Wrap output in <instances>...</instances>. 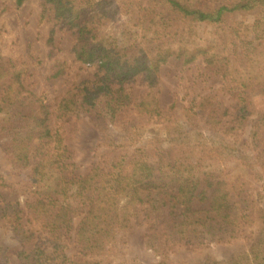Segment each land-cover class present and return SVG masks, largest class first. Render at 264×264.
Here are the masks:
<instances>
[{"label": "trees", "instance_id": "16d2710c", "mask_svg": "<svg viewBox=\"0 0 264 264\" xmlns=\"http://www.w3.org/2000/svg\"><path fill=\"white\" fill-rule=\"evenodd\" d=\"M23 2L15 0L18 6ZM41 6L42 15L53 10L55 22L76 33L75 59L95 71L60 98L52 126L49 105L23 83V68L0 56V143L14 170L30 166L24 208L0 193V227L8 226L23 245L33 241L14 260L0 239V264H142L117 251L124 232L137 221L147 225L146 248L163 254L172 245L199 248L230 242L257 220L259 238L248 250L197 264H264L258 248L264 243V209L251 194V183L214 180L206 206L188 195L183 183L206 170L199 160L212 150L221 161L239 159L234 148L248 121L256 155L244 163L263 176L258 167L264 170V107L258 110L252 96L264 97V0H42ZM249 11L257 13L251 24H228L232 15ZM118 14L128 17V23L112 28ZM203 23L216 24L211 38L199 31ZM199 57L231 84L238 98L232 126L223 122L216 103H208V110L203 102L200 111L196 105L186 107V124L203 122L219 133L210 145L199 143V160L191 158L194 147L185 137H178V128L186 129L178 123L166 134L175 144L172 160L160 144L155 157L138 148L132 155L119 153L109 164L79 171L63 142L62 121L86 113L108 128L120 113L132 111L126 129H134L130 139L137 141L143 126L162 116L151 92L160 65L171 58L190 63ZM55 67L52 77L63 74V62ZM138 75L150 86L139 102L127 88ZM108 144L120 147L114 139ZM70 242L77 249L71 251ZM112 254H119L118 261Z\"/></svg>", "mask_w": 264, "mask_h": 264}, {"label": "rangeland", "instance_id": "374dc122", "mask_svg": "<svg viewBox=\"0 0 264 264\" xmlns=\"http://www.w3.org/2000/svg\"><path fill=\"white\" fill-rule=\"evenodd\" d=\"M41 1L24 0L18 6L15 0H0V56L3 60H13L23 68L24 72L21 75L23 83L35 94L44 97L45 103L49 105L52 112L50 123L53 126L57 121L55 111L60 98L74 84L92 78L95 69L94 66L75 59L73 46L76 33L58 25L55 22L53 10L50 9L42 15ZM256 15L255 11L236 13L230 17L228 24L240 22L246 26L254 21ZM127 23L128 17L118 14L111 27L117 28ZM214 28L216 24L198 25L203 36L209 38L214 35ZM57 61L63 62L65 69L63 74L52 77ZM127 88L132 100L137 102L150 92V86L144 81L142 75H138L131 81ZM151 92L158 100L162 116L147 122L146 126H143L142 136L137 141L130 139L131 130L134 129L130 132L126 129L129 119L135 115L132 111L120 113L115 123L108 128H104L100 121L98 123L94 116L86 113L61 122L63 142L69 147L79 171L87 172L97 163L109 164L119 153L126 151L132 155L138 152V148L151 151L149 154L155 157L156 146L160 144L163 153H170L172 160L175 144L166 138V134L168 128L178 123L186 128L182 131L178 128V137H185L183 141L194 147L191 158L193 161L199 160L201 156L197 149L201 147L199 143L202 141V144L210 145L211 140H218L219 133L208 129L203 122H199L196 127L186 124L185 109L188 106L196 105L197 108H194L200 111L199 103H205L207 110L208 103H216L217 111L223 122H226V126L234 124L236 113L234 105L238 98L234 95L231 84L220 73L207 66L201 57L190 63H183L181 59L175 58L162 63ZM252 97L257 109H262L263 95L253 93ZM249 131L250 121L238 137L236 148H234L237 149L239 159L227 157L221 161V158L212 150L210 155H202L199 160L206 165V170L197 176H187L184 179L187 194L191 193L196 200H200V205H208L214 180L224 179L228 185L235 182L242 184L245 180L251 183V194L254 198H259L260 206L264 209V170L258 167V171L263 172V176H259L244 163V159L253 160L256 155L254 145L249 140ZM230 137L232 136H227L229 141H231ZM113 139L116 143H120L119 148L108 144ZM2 146L0 143V174L4 184L0 187V193L7 200L19 201L24 208L28 198L25 185H27L30 166L20 171L14 170ZM146 232L147 225L137 221L124 232L122 242L118 244L120 249L117 251L124 253L126 260L135 263L156 264L163 260L166 264H197L208 257L228 259L248 250L250 245L259 238L260 229L257 220L246 226L239 238L230 242H212L199 248L187 244L172 245L165 247L163 254H155L146 248L144 238ZM0 239L14 260L17 258L18 250L28 249L33 243L30 241L23 245L17 241L8 226L0 227ZM258 248L264 258V243H259ZM70 249L71 251L77 249L73 242H70ZM118 255L112 254L110 258L118 261Z\"/></svg>", "mask_w": 264, "mask_h": 264}]
</instances>
